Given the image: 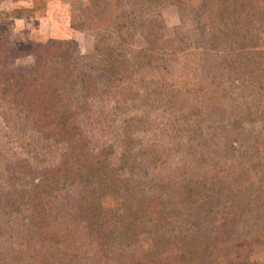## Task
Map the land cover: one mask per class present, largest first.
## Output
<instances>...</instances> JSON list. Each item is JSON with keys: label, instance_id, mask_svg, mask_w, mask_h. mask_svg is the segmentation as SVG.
Here are the masks:
<instances>
[{"label": "trees", "instance_id": "16d2710c", "mask_svg": "<svg viewBox=\"0 0 264 264\" xmlns=\"http://www.w3.org/2000/svg\"><path fill=\"white\" fill-rule=\"evenodd\" d=\"M27 1L0 22L47 0ZM61 1L90 52L0 30V113L32 153L0 152V264H264L234 248L264 238V0H205L194 30L168 26L163 0Z\"/></svg>", "mask_w": 264, "mask_h": 264}, {"label": "rangeland", "instance_id": "374dc122", "mask_svg": "<svg viewBox=\"0 0 264 264\" xmlns=\"http://www.w3.org/2000/svg\"><path fill=\"white\" fill-rule=\"evenodd\" d=\"M199 1L197 8L192 9L190 6L188 8L185 7L184 0H163L161 5L167 25L173 26L180 24L185 30H194L197 26L198 18L205 8V0ZM200 3L203 5L200 6ZM31 4L27 0H0V6L4 8V11L16 6L29 7ZM38 5H41V3H38ZM71 23V10L68 3L61 0H47L43 9L38 10L32 17H11L10 23L0 22V30L5 32L11 45L16 49H26L31 42H43L49 38H72L76 40L81 52H90L93 49L94 37L90 33L74 30L71 27ZM32 63L31 56H25L19 59V64L24 67H29ZM170 98L171 96L169 95H163L157 96L154 99L153 113L160 118V126H164L167 121V115L164 109L167 107ZM106 105L110 107L112 103H107ZM161 106H164V108H161ZM119 120L118 125L121 123V119ZM82 123L87 134L95 141L103 138V126L99 124L96 117L84 118ZM18 137V128L13 124V120H11L8 113L1 112L0 152L6 160H14L19 157L32 159V153L26 151L22 145V140ZM63 148L64 145H55L48 149H40L39 158L44 162L36 163L33 161V166L43 168L46 165L54 163ZM2 174L4 175V173ZM0 183L1 185L3 184V189L6 188V176L0 179ZM234 248L240 253H247L251 260L264 262V238L248 240L247 242L234 245Z\"/></svg>", "mask_w": 264, "mask_h": 264}, {"label": "crops", "instance_id": "0c3cea01", "mask_svg": "<svg viewBox=\"0 0 264 264\" xmlns=\"http://www.w3.org/2000/svg\"><path fill=\"white\" fill-rule=\"evenodd\" d=\"M3 10H4V8L2 7V6H0ZM27 36V35H26ZM24 38H27V37H24Z\"/></svg>", "mask_w": 264, "mask_h": 264}]
</instances>
